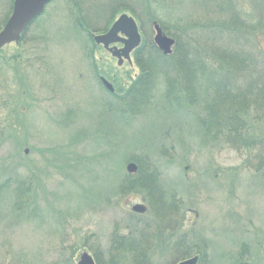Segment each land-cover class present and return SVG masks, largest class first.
I'll list each match as a JSON object with an SVG mask.
<instances>
[{
    "label": "rangeland",
    "instance_id": "rangeland-1",
    "mask_svg": "<svg viewBox=\"0 0 264 264\" xmlns=\"http://www.w3.org/2000/svg\"><path fill=\"white\" fill-rule=\"evenodd\" d=\"M233 1L243 15H251L253 24L262 19L257 46L264 54V0H255L259 4L256 11L250 0ZM10 4L11 0H0V30L12 13ZM203 4L200 0H176L168 5L163 15L167 31L158 22L140 28L135 19L142 39L147 31L154 40L155 23L174 38L192 22L221 20L214 7ZM70 7L69 0H52L21 35L20 41L25 37L23 43L11 42L0 52V165L9 167L21 160L37 168L42 213L41 219L32 224L0 215V264L18 253L24 254L28 264H55L62 241L75 244L76 252L71 256L75 264L83 252L93 256L90 247H106L114 224L129 217L134 205L146 204L141 195H123L116 190L127 165L135 163L129 157L143 153L133 146L134 139L151 126L160 130L156 145L165 142L172 155L169 162L166 157H155L165 172V181H180L185 206L183 225L175 238L189 231L194 251L207 248L214 257L213 264H228V254L238 255L245 242L252 261L264 264V180L250 168L241 169L246 155L223 140L212 141L197 126L189 127L183 123L184 116L166 115L155 105L139 116L126 114L129 121L124 122L122 114L106 106L112 102L119 108L120 98L106 92L107 87L98 78L103 76L112 83L116 73L128 84L129 77L140 73L135 56H131V64L124 60L119 65L116 57L94 41L95 35L106 32L103 22L95 24L97 10H85L82 17L89 28L80 29L73 26L71 15L76 11ZM123 13L132 16L123 11L113 22ZM191 32L193 37L198 35L197 30ZM224 37L227 41L228 36ZM186 44L192 45L193 40ZM164 86L163 78L157 80V95ZM69 116L71 120L67 121ZM106 128L117 132L109 138L111 146H106L102 137ZM162 134H167L164 141ZM63 150L71 160L78 155L86 163L75 170L62 168L65 158L68 161L65 156L59 157ZM100 152L108 156L100 158L106 169L97 164ZM9 154L12 157L5 160ZM89 159L94 164L87 163ZM13 171V166L3 170L0 180L13 176ZM113 196L115 203L109 206L105 199ZM54 218L64 221L62 228ZM193 254L188 258L196 256ZM157 257V263L173 261L172 255L164 260Z\"/></svg>",
    "mask_w": 264,
    "mask_h": 264
},
{
    "label": "trees",
    "instance_id": "trees-1",
    "mask_svg": "<svg viewBox=\"0 0 264 264\" xmlns=\"http://www.w3.org/2000/svg\"><path fill=\"white\" fill-rule=\"evenodd\" d=\"M175 1L69 0L71 10L74 8L76 11V14L71 15L73 26L87 28L82 14L85 10H97L95 24L103 22L104 32L109 29L117 14L123 11H128L139 21L140 28L158 22L167 31L163 15L168 5L171 6ZM200 1L204 2L203 6L214 7L216 16L221 20L209 23L196 21L187 25L178 36H174L176 42L169 55H165L158 48L151 32L144 31L142 43L134 53L140 73L135 78L129 77L128 84L123 83L122 79L119 80L121 76L114 73L111 80L114 91L106 92L120 98L119 108L112 102H105L106 106L115 108L122 114L121 119L124 122L129 121L127 116L142 115L152 105L166 115H182L185 117L183 123L189 127L197 126L212 141L223 140L230 148L246 155L241 169L250 168L264 180V54L257 46L258 36L261 34L258 28L262 27V19L253 24L250 21L251 15H243L237 9V2L233 0ZM250 2L256 11L259 8L258 1ZM12 5L13 0L10 8ZM217 8L220 9L219 12ZM68 11L70 12L69 9ZM70 13L73 14L72 11ZM7 17L8 15L5 20ZM192 29L197 30L198 35L195 37L192 36ZM95 30L99 29L95 27ZM187 34L191 36L187 38ZM224 35L228 36V42L224 40ZM24 38L22 36L17 45L23 43ZM187 39L193 40V44L188 46ZM96 72L99 74V70ZM160 78H163L165 86L157 95V80ZM69 120L70 116L67 118ZM185 128L188 129L187 126ZM104 130L102 137L106 146H111L109 138L117 136V132L113 128ZM159 131L157 126H151L147 133L143 132L134 139L133 146L141 148L143 153L131 155L129 159L136 163L138 169L132 174L124 173L118 184L119 191L116 190L118 194L141 195L147 210L144 214L131 213L123 221L115 223L106 247L102 248L98 244L89 248L96 264H163L161 261L157 263L156 257L164 260L171 255L172 263L177 264L193 253L199 257L198 264H213L214 257L207 248L194 251V246L189 243L193 234H189V231L175 238L183 225L185 205L179 190L180 181L168 184L164 178L165 172L155 159L156 156H163L169 162L172 156L163 145L165 142L156 145L155 140L160 137ZM166 135L162 134L163 141ZM60 152V158L68 159L66 161L65 158L62 168L75 170L86 163L83 156L74 155L71 160L67 150ZM105 155L100 152L96 157L97 164L103 169L106 168L100 158H108ZM11 157L9 154L5 160L9 161ZM13 163L9 167L0 165V178L3 177V170L11 169L12 166L15 170L13 176L0 180V215L5 214L9 218L32 224L42 217L38 192L41 178L35 166L21 160ZM87 163L93 162L89 159ZM114 197L106 198L105 203L114 205ZM55 221L60 224V228L63 227V220L56 218ZM200 242L204 246L208 245L207 241ZM74 246L73 243L65 245L64 241L60 242V253L55 264H75L71 258L76 252ZM68 250H71L70 256L67 255ZM248 250L246 243H242L238 255L228 254L227 263L255 264ZM23 258L24 254L18 253L4 263L28 264Z\"/></svg>",
    "mask_w": 264,
    "mask_h": 264
},
{
    "label": "water",
    "instance_id": "water-1",
    "mask_svg": "<svg viewBox=\"0 0 264 264\" xmlns=\"http://www.w3.org/2000/svg\"><path fill=\"white\" fill-rule=\"evenodd\" d=\"M52 0H14L13 10L6 21L2 30H0V52L1 49L11 42L18 43L21 35L27 30L28 26L33 23L45 10V7ZM156 34L154 42L158 48L165 54L172 53V47L175 44V39L166 35L159 24L155 23ZM94 41L97 44H102L113 57H116L119 64L123 61L130 60V54L137 49L142 43V37L137 21L133 16L123 13L111 25L109 30L103 34L95 35ZM117 43H122L123 47L118 48ZM112 44H115L111 46ZM102 82L110 91H113V86L106 79L102 78ZM28 151H26L27 153ZM127 171L132 174L137 171L138 167L135 163L127 165ZM132 210L137 213H144L146 206L136 204ZM199 257L194 256L179 262L178 264H198ZM77 264H96L93 256L88 252H83Z\"/></svg>",
    "mask_w": 264,
    "mask_h": 264
},
{
    "label": "flooded vegetation",
    "instance_id": "flooded-vegetation-1",
    "mask_svg": "<svg viewBox=\"0 0 264 264\" xmlns=\"http://www.w3.org/2000/svg\"><path fill=\"white\" fill-rule=\"evenodd\" d=\"M117 45V47L118 48H121V47H123V44H116ZM134 53H135V51H133L132 52V54H131V56H134ZM131 60H132V57H131V59L130 60H128V62L131 64ZM103 78V76H99V78L98 79H102Z\"/></svg>",
    "mask_w": 264,
    "mask_h": 264
}]
</instances>
